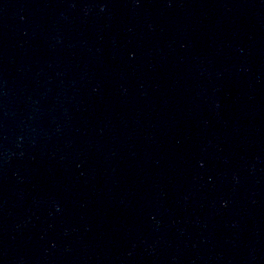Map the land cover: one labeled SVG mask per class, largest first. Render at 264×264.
Instances as JSON below:
<instances>
[{
    "label": "water",
    "instance_id": "obj_1",
    "mask_svg": "<svg viewBox=\"0 0 264 264\" xmlns=\"http://www.w3.org/2000/svg\"><path fill=\"white\" fill-rule=\"evenodd\" d=\"M0 264H264V0H0Z\"/></svg>",
    "mask_w": 264,
    "mask_h": 264
}]
</instances>
